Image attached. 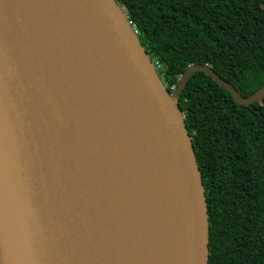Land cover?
Here are the masks:
<instances>
[{
    "label": "water",
    "instance_id": "water-1",
    "mask_svg": "<svg viewBox=\"0 0 264 264\" xmlns=\"http://www.w3.org/2000/svg\"><path fill=\"white\" fill-rule=\"evenodd\" d=\"M115 0H0V264H208L180 96Z\"/></svg>",
    "mask_w": 264,
    "mask_h": 264
},
{
    "label": "trees",
    "instance_id": "trees-1",
    "mask_svg": "<svg viewBox=\"0 0 264 264\" xmlns=\"http://www.w3.org/2000/svg\"><path fill=\"white\" fill-rule=\"evenodd\" d=\"M146 54L177 87L207 64L248 97L264 83V0H115ZM179 107L202 174L208 264H264V99L238 105L203 72Z\"/></svg>",
    "mask_w": 264,
    "mask_h": 264
},
{
    "label": "built area",
    "instance_id": "built-area-1",
    "mask_svg": "<svg viewBox=\"0 0 264 264\" xmlns=\"http://www.w3.org/2000/svg\"><path fill=\"white\" fill-rule=\"evenodd\" d=\"M152 62V61H151ZM153 63V62H152ZM154 65V68L155 70L157 71V73L160 75H163L160 73V71H162L164 68H163V65L160 63V61H156L155 63H153ZM170 89L174 90L175 89V86H169Z\"/></svg>",
    "mask_w": 264,
    "mask_h": 264
},
{
    "label": "rangeland",
    "instance_id": "rangeland-1",
    "mask_svg": "<svg viewBox=\"0 0 264 264\" xmlns=\"http://www.w3.org/2000/svg\"><path fill=\"white\" fill-rule=\"evenodd\" d=\"M152 59H153V58L150 57V60H151V61H152ZM160 78H161L162 82L164 83V85L166 86L167 77L164 76V75H160ZM172 86H173V85H172ZM170 90H171V92L173 93V90H172V89H170Z\"/></svg>",
    "mask_w": 264,
    "mask_h": 264
},
{
    "label": "clouds",
    "instance_id": "clouds-1",
    "mask_svg": "<svg viewBox=\"0 0 264 264\" xmlns=\"http://www.w3.org/2000/svg\"><path fill=\"white\" fill-rule=\"evenodd\" d=\"M166 88H168V86H166ZM176 88V87H175Z\"/></svg>",
    "mask_w": 264,
    "mask_h": 264
}]
</instances>
